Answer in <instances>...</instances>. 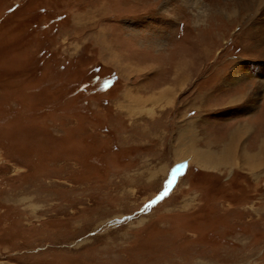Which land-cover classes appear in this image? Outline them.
<instances>
[{"label":"rangeland","instance_id":"1","mask_svg":"<svg viewBox=\"0 0 264 264\" xmlns=\"http://www.w3.org/2000/svg\"><path fill=\"white\" fill-rule=\"evenodd\" d=\"M263 148L264 0H0V264H264Z\"/></svg>","mask_w":264,"mask_h":264},{"label":"bare ground","instance_id":"2","mask_svg":"<svg viewBox=\"0 0 264 264\" xmlns=\"http://www.w3.org/2000/svg\"><path fill=\"white\" fill-rule=\"evenodd\" d=\"M246 72L247 71H244L243 69L238 67L236 70L233 71V73L231 75V79L236 81L237 79H240L241 77L246 75ZM148 101H151L153 103L154 99L151 98ZM242 134H243L242 132L238 133L235 137L236 139L235 138L232 139L229 147L226 148L225 150H223V152L219 153L218 155L215 153L212 154V153L207 152V151L200 152V153L198 152L197 155L194 156L196 158L195 161L197 162V164L204 166V167H207V168H217L218 165L227 164L228 162L233 161L234 156L239 152L242 154L243 158L249 159L248 154H247L248 155L247 156L241 149H240L241 151H238V142H236V141H239L242 138V136H243ZM192 142H193V140H192ZM195 148H196L195 145L193 143H191V144H189L188 147L185 145L184 149L177 151V154L181 156L180 158H182V160L187 159L190 161H192V160L194 161L193 155L191 154V152H192L191 150L192 149L194 150ZM262 154H264V148L261 149V151L259 152V158L262 156ZM215 157H217V159H218V160L216 159L217 161L214 160ZM256 157L257 156H255V158Z\"/></svg>","mask_w":264,"mask_h":264}]
</instances>
